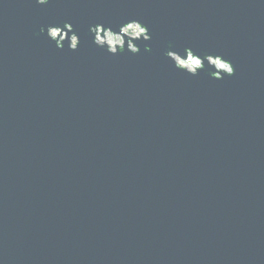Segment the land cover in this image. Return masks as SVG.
Segmentation results:
<instances>
[{"label":"water","instance_id":"water-1","mask_svg":"<svg viewBox=\"0 0 264 264\" xmlns=\"http://www.w3.org/2000/svg\"><path fill=\"white\" fill-rule=\"evenodd\" d=\"M129 19L140 53L94 45ZM0 264H264V0H0Z\"/></svg>","mask_w":264,"mask_h":264},{"label":"clouds","instance_id":"clouds-1","mask_svg":"<svg viewBox=\"0 0 264 264\" xmlns=\"http://www.w3.org/2000/svg\"><path fill=\"white\" fill-rule=\"evenodd\" d=\"M39 5H47L49 0H35ZM90 33L93 37V43L96 47L105 49L110 55H118L121 51L126 50L132 54H138L141 48L134 41L148 42L152 39L149 28L138 19H129L119 25V30L114 31L111 25L97 23L90 26ZM42 33L45 29H40ZM71 33V35H69ZM46 36L56 42V47L64 48L62 42L67 41L69 51H76L80 44V39L71 23L65 22L63 27L49 25L46 29ZM144 51H151L148 43L144 44ZM167 58L173 63L176 69L183 71L191 76H196L205 67L207 62L208 68L211 69L210 77L215 80L224 79L225 76L235 74V67L232 62L222 54H204L195 52L192 47L183 49V55L176 50H168Z\"/></svg>","mask_w":264,"mask_h":264}]
</instances>
